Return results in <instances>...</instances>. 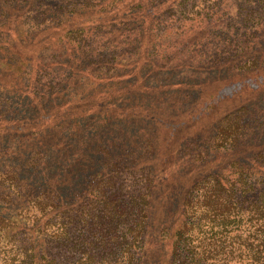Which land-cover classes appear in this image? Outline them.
Instances as JSON below:
<instances>
[{
	"label": "rangeland",
	"instance_id": "1",
	"mask_svg": "<svg viewBox=\"0 0 264 264\" xmlns=\"http://www.w3.org/2000/svg\"><path fill=\"white\" fill-rule=\"evenodd\" d=\"M149 5L159 11L138 9ZM257 70L264 0H0V216L19 226L0 233V264L35 248L24 221L40 222L38 251L57 264H156L195 182L194 207L201 194L240 211L226 236L194 231L204 247L218 238L208 262L252 263L264 84L213 97ZM240 172L222 196L214 184ZM52 201L59 211L41 218ZM149 203L161 206L142 229Z\"/></svg>",
	"mask_w": 264,
	"mask_h": 264
},
{
	"label": "trees",
	"instance_id": "2",
	"mask_svg": "<svg viewBox=\"0 0 264 264\" xmlns=\"http://www.w3.org/2000/svg\"><path fill=\"white\" fill-rule=\"evenodd\" d=\"M140 1H144V0H140ZM139 10H143L145 12V14L150 15L155 13L156 11L158 12L159 8L158 7H152V6H139L138 7ZM264 84V71L261 70H257L255 73L253 74H248L242 78H239L237 80H231L226 82L225 84H223L221 86V88H219L215 94V96L213 97V102L216 100H222L221 98H226L227 96H233L236 93H239L240 90L245 87V86H249L251 89L254 90H259L261 89V86ZM208 104H204L205 107L200 108L201 113H206L211 111L214 105H212L210 108H208ZM235 153V152H234ZM232 153V154H234ZM171 157L169 154L167 156H165V163L169 164L171 161ZM252 161L254 163H256L253 159ZM169 173V172H168ZM243 172H240L238 174V178L239 179H230L229 177H226L224 175L220 176V178L218 179V182H216L214 185L220 186L221 190L220 193L223 194L222 196L225 197V193L228 192V187L232 190L235 187L234 190V194L235 191L238 189L239 186H237V183L239 181L243 182V179H241V177L239 176H243L242 175ZM169 175L164 173L162 174V179H164V182H167L166 179ZM231 180V183L230 181ZM196 182L193 184L195 185ZM240 184V183H239ZM191 186L189 191L187 190V192H185V196L184 199L180 205L179 208V217L177 219L178 223L175 222V224L172 225V227H169L168 229H170V233L167 235V239L170 240V244L168 245L166 242V250L164 251V254L161 256V260L156 263V264H210L208 262V259H214L217 251H216V247H217V243H216V239H218L217 237L215 239L212 240V242L208 243V246H202V243L200 244L197 240V235L194 234V231L197 229H200L202 231H210L212 233V235L215 234H223L226 236L227 233H229V231H233L236 230L237 226H239L240 224V211L238 210L239 208L236 207V204H207L206 202H204V195H199L198 200H196L197 202H201L200 203V208H196L194 207V202L191 201V191L192 188H194V186ZM240 188V187H239ZM215 189H219V188H215ZM202 194H205V192H203ZM146 204V203H145ZM260 204H262V201L258 203L256 202L255 205L256 206H260ZM41 205V204H38ZM50 207L48 208V206H44L45 209H41L44 211V213L41 214V218H47L50 217V213L53 212H58L59 211V206L56 205V202L52 201L50 204ZM203 205H206L207 208H202ZM156 206H161V205H156V204H150L149 203V207H150V211L152 208V212H149L147 210V208H143L142 206L140 207V212H142L141 219L139 220L137 226L141 227L142 229H144L146 223L148 222V218H151L152 221L156 219V209H158ZM211 206L213 208L212 213H209L208 207ZM237 209L236 211H233V209ZM158 211V210H157ZM192 213H197V214H192ZM196 216L197 220L192 219L191 216ZM202 219H205V222L202 221ZM18 220V218H17ZM207 220V221H206ZM23 220H21L22 222ZM20 221L18 220V223ZM20 222V223H21ZM39 221H36L34 223H27L24 221V223L22 224L23 227L28 228L31 230V233L34 235V233L36 235H34L35 241H34V245L35 248H29L27 251L22 252L21 250H17L13 252V254L9 257V264H57L55 263V258L49 257L44 253H39L37 245H38V235H39V229H40V222L38 224ZM17 223H14L13 220L9 221L7 219H3V217L0 216V233L3 232H12L13 230H16L19 226L16 225ZM259 225H261V222H256L254 224L255 228H257ZM9 227L8 230H6V228ZM261 230H264V226H259ZM162 239L164 238V235H162L161 237ZM238 238H243L241 235L238 236ZM254 241H258L259 238L257 235H254V237L252 238ZM226 241V238H225ZM264 241V238H263ZM184 244V246H183ZM212 244L214 246H212ZM260 243L257 244L256 247H258ZM207 247H209V249H207ZM180 248H182V250H180ZM258 254L254 253L252 256V263L250 264H264V256H259L260 252H264V249L261 248H257L255 250ZM184 252V257L179 258L181 253ZM40 254V255H39ZM44 254V255H43ZM241 258H244L245 255L240 253L239 254ZM30 261V262H29Z\"/></svg>",
	"mask_w": 264,
	"mask_h": 264
}]
</instances>
